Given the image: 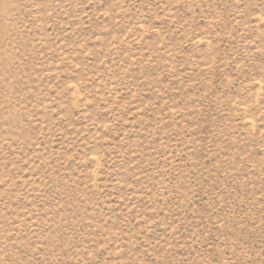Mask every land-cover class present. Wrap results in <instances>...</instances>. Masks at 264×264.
I'll return each mask as SVG.
<instances>
[{
    "label": "rangeland",
    "instance_id": "1",
    "mask_svg": "<svg viewBox=\"0 0 264 264\" xmlns=\"http://www.w3.org/2000/svg\"><path fill=\"white\" fill-rule=\"evenodd\" d=\"M0 264H264V0H0Z\"/></svg>",
    "mask_w": 264,
    "mask_h": 264
}]
</instances>
